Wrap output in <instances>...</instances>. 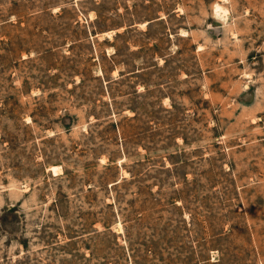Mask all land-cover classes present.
<instances>
[{
	"label": "rangeland",
	"instance_id": "obj_1",
	"mask_svg": "<svg viewBox=\"0 0 264 264\" xmlns=\"http://www.w3.org/2000/svg\"><path fill=\"white\" fill-rule=\"evenodd\" d=\"M0 264H264V0H0Z\"/></svg>",
	"mask_w": 264,
	"mask_h": 264
}]
</instances>
